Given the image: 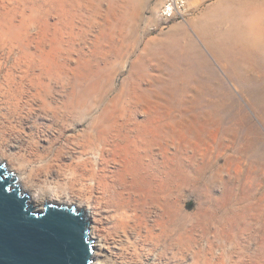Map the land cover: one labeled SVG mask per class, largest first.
<instances>
[{"label":"bare ground","instance_id":"6f19581e","mask_svg":"<svg viewBox=\"0 0 264 264\" xmlns=\"http://www.w3.org/2000/svg\"><path fill=\"white\" fill-rule=\"evenodd\" d=\"M82 1L49 2L75 10ZM15 3L23 5L21 0H0V164L5 163L10 176L20 181L35 207L52 201L85 209L92 264H183L158 254L170 249L167 242L175 224L201 230L221 222V210L245 209L223 208L218 200L211 205L198 200L195 210L185 209L191 193L216 197L210 190L190 188L186 168H175L173 162L175 138L186 140L188 134L200 138L204 124L160 121L153 107H76L77 68L61 59L56 40L46 41L52 11L46 8L43 18L35 17L36 13L26 16L15 9ZM227 6L217 23L214 16L220 8L211 6L213 10L202 15L197 33L215 58L231 66L232 73L239 69L252 78L251 72L264 69V0H240ZM244 9L249 25L231 21ZM242 42L256 50L250 52L252 64L243 62ZM194 48L201 57L199 46ZM201 61L217 76L206 57ZM164 110L165 115L170 113ZM241 228L251 231L253 226L243 221ZM199 252L184 264H197Z\"/></svg>","mask_w":264,"mask_h":264},{"label":"rangeland","instance_id":"374dc122","mask_svg":"<svg viewBox=\"0 0 264 264\" xmlns=\"http://www.w3.org/2000/svg\"><path fill=\"white\" fill-rule=\"evenodd\" d=\"M21 1L23 5L14 6L26 16L36 13L35 17L43 18L46 8L52 11L46 41L56 40L61 59L70 60L77 68L76 107H153L159 111L160 121L204 124L200 138L190 134L186 140L175 138L173 162L175 168H186L190 188L210 190L216 197L191 193L185 209L195 210L198 200L206 205L218 200L223 208L239 205L245 209L234 213L221 210L222 221L201 230L175 224L167 242L170 249L159 250L160 257L184 264L191 262L188 256L201 250L197 264H264V69L251 72L248 79L239 69L232 73L231 66L211 54L196 28L202 15L213 10L211 6L222 9L224 4L240 0H187L184 18L164 28L158 27L156 18L160 0H85L75 10L53 6L50 0L44 5L42 0L39 4L37 0ZM220 9L215 23L224 13ZM246 12L240 11L231 21L249 25ZM194 45L201 49V57ZM242 45L240 49L246 53L243 62L252 64L250 52H256L255 48L245 42ZM202 57L209 60L217 76L205 69ZM241 75L244 78H237ZM164 109L170 113L165 115ZM0 166L11 174L5 163ZM13 183L28 196L33 208L42 210L46 204L74 207L82 212L88 228L85 209L52 201L37 208L20 181L14 179ZM227 216L235 220L226 222ZM243 221L250 222L253 229H242Z\"/></svg>","mask_w":264,"mask_h":264},{"label":"water","instance_id":"95a60500","mask_svg":"<svg viewBox=\"0 0 264 264\" xmlns=\"http://www.w3.org/2000/svg\"><path fill=\"white\" fill-rule=\"evenodd\" d=\"M0 166V264H92L87 221L74 207H32Z\"/></svg>","mask_w":264,"mask_h":264},{"label":"built area","instance_id":"2783aa9c","mask_svg":"<svg viewBox=\"0 0 264 264\" xmlns=\"http://www.w3.org/2000/svg\"><path fill=\"white\" fill-rule=\"evenodd\" d=\"M187 0H160L156 10L158 27L164 28L176 19L184 18Z\"/></svg>","mask_w":264,"mask_h":264}]
</instances>
